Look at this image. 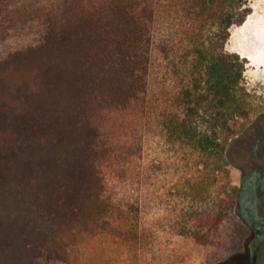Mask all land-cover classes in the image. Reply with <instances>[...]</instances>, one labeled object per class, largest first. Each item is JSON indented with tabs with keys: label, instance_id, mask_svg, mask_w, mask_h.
Here are the masks:
<instances>
[{
	"label": "trees",
	"instance_id": "obj_1",
	"mask_svg": "<svg viewBox=\"0 0 264 264\" xmlns=\"http://www.w3.org/2000/svg\"><path fill=\"white\" fill-rule=\"evenodd\" d=\"M255 1L0 0V264H114L84 255L140 245L151 147L182 173L175 197L209 193L247 116L226 44ZM117 173L135 201L115 200ZM193 203L179 234L204 245L224 218Z\"/></svg>",
	"mask_w": 264,
	"mask_h": 264
},
{
	"label": "rangeland",
	"instance_id": "obj_2",
	"mask_svg": "<svg viewBox=\"0 0 264 264\" xmlns=\"http://www.w3.org/2000/svg\"><path fill=\"white\" fill-rule=\"evenodd\" d=\"M252 7V22L243 32L239 26L232 27L226 44L227 51L239 54L245 61L242 93L247 116L232 121L235 134L227 140L224 168L218 172L214 184L208 186L209 193L195 198L184 196L185 190L189 189H181L182 196L175 197V184L182 180V173L180 169L173 168L174 162L169 157H163L162 154L155 157L151 147L147 159V172L151 173L146 189L147 205L145 215L138 220L142 230L139 234L140 245L134 235L116 236L115 241H130L131 238V244L136 242L132 247L130 244L129 251L124 253L126 247L111 245L112 239L111 242L98 241L95 251L93 249L89 254L85 253V261H92L95 256L110 255L116 259L114 264H251L248 246L254 234L245 224L240 197L245 176L240 165H246L249 159L244 156L245 151L240 152L238 149L236 136L240 138L246 132L250 133L254 124L256 128L257 122L264 124V0L253 2ZM155 171L158 172V178L154 176ZM138 195L137 183H132L129 177L123 179L117 173L113 179L115 200L135 201ZM190 203L194 204L196 210L203 208L207 213H212L214 222L218 215L224 218L209 234L207 244L179 234L182 225H196V220L183 221L180 217ZM120 223L118 221L116 224ZM116 233L119 235L122 232L118 228ZM103 247L105 251H101ZM260 264H264V261Z\"/></svg>",
	"mask_w": 264,
	"mask_h": 264
},
{
	"label": "flooded vegetation",
	"instance_id": "obj_3",
	"mask_svg": "<svg viewBox=\"0 0 264 264\" xmlns=\"http://www.w3.org/2000/svg\"><path fill=\"white\" fill-rule=\"evenodd\" d=\"M254 126L250 133L236 138L238 149L249 159L246 165H240L245 174L240 197L245 224L254 234L248 246L251 264H260L264 261V124L257 122Z\"/></svg>",
	"mask_w": 264,
	"mask_h": 264
},
{
	"label": "crops",
	"instance_id": "obj_4",
	"mask_svg": "<svg viewBox=\"0 0 264 264\" xmlns=\"http://www.w3.org/2000/svg\"><path fill=\"white\" fill-rule=\"evenodd\" d=\"M253 16H254V15L251 14V15L247 18V20L244 22V24L238 27L239 30H240L241 32H243V30L245 29V27H246L248 24H250V22H252L251 19L253 18ZM240 31H239V32H240ZM232 36H233V34H232Z\"/></svg>",
	"mask_w": 264,
	"mask_h": 264
}]
</instances>
